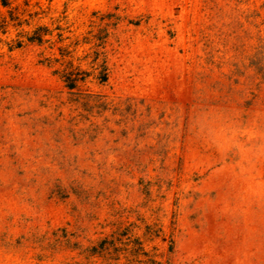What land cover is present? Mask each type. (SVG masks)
<instances>
[{
    "label": "rangeland",
    "instance_id": "1",
    "mask_svg": "<svg viewBox=\"0 0 264 264\" xmlns=\"http://www.w3.org/2000/svg\"><path fill=\"white\" fill-rule=\"evenodd\" d=\"M11 2L29 25L0 34V264H102L100 239L136 237L171 240L170 264H264V0Z\"/></svg>",
    "mask_w": 264,
    "mask_h": 264
},
{
    "label": "trees",
    "instance_id": "2",
    "mask_svg": "<svg viewBox=\"0 0 264 264\" xmlns=\"http://www.w3.org/2000/svg\"><path fill=\"white\" fill-rule=\"evenodd\" d=\"M11 1L15 0H0V6L6 9L8 14L5 16L0 12V34H5L7 32V27L11 25L14 28L22 27V25H29L27 19H21L20 15L24 14L23 12H15L16 9H11ZM30 0H23V5L28 6ZM37 5V3H36ZM13 10V11H12ZM30 15V14H29ZM31 17V16H30ZM49 31L44 26L36 27L31 33L28 31H22L17 36V39L12 40L9 48L18 49L21 48L25 42L27 43H37L42 44L44 41V36L47 35ZM25 39V40H24ZM59 54L61 58L66 55H69V51H66L64 48H59ZM58 62L57 59L54 60ZM95 69L98 70V79L100 81H105L106 79V70L103 63L97 64ZM56 74H59L62 82L68 89H75L79 86L80 83H83L87 76L88 72L82 70L79 66H74L71 61H66L65 66L61 70H55ZM97 78V77H96ZM127 230H124L120 233L121 237L126 236ZM149 240L153 237H158L157 231L153 230L151 227L146 226V230L143 234ZM122 242L118 240L121 247L115 246L114 241L109 240L108 238L100 239L95 246L87 250L89 255L99 258L102 264H170L168 255L172 253V241L170 240V245L167 250V256L164 257L163 254H151L144 249L143 242L138 238ZM120 255H122L124 260H120Z\"/></svg>",
    "mask_w": 264,
    "mask_h": 264
}]
</instances>
